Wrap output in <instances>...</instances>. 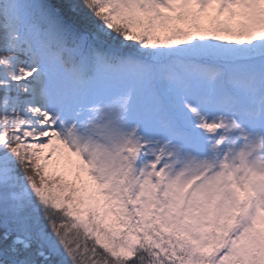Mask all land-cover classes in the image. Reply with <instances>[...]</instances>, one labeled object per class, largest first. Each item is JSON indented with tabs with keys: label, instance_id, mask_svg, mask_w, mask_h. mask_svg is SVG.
<instances>
[{
	"label": "snow or ice",
	"instance_id": "1",
	"mask_svg": "<svg viewBox=\"0 0 264 264\" xmlns=\"http://www.w3.org/2000/svg\"><path fill=\"white\" fill-rule=\"evenodd\" d=\"M0 264H264V0H0Z\"/></svg>",
	"mask_w": 264,
	"mask_h": 264
}]
</instances>
